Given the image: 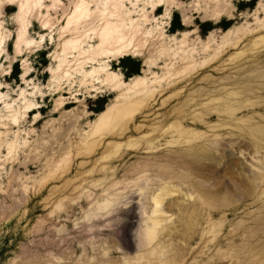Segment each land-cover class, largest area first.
I'll return each instance as SVG.
<instances>
[{
    "label": "rangeland",
    "instance_id": "rangeland-1",
    "mask_svg": "<svg viewBox=\"0 0 264 264\" xmlns=\"http://www.w3.org/2000/svg\"><path fill=\"white\" fill-rule=\"evenodd\" d=\"M21 2L0 0V264H264V0L118 3L148 42L93 77L63 52L81 0ZM106 71L149 89L120 98Z\"/></svg>",
    "mask_w": 264,
    "mask_h": 264
},
{
    "label": "bare ground",
    "instance_id": "bare-ground-1",
    "mask_svg": "<svg viewBox=\"0 0 264 264\" xmlns=\"http://www.w3.org/2000/svg\"><path fill=\"white\" fill-rule=\"evenodd\" d=\"M124 1L125 0H106V4L102 7L103 11H101V12L99 11V7H97V9H95L96 11H92V7H93L92 5H94V3H97L96 5L98 6V3H101V0H90L88 2L86 0H81V4L79 6L76 5V7L74 8L71 16L68 17L66 26L64 27V29L62 31L63 35H65L67 33L68 34L70 33L71 36H72V38L70 37L71 39H69V40H67V41H65L63 43V52H64V54L67 55V56L73 54L75 56H73V55L72 56L74 58L76 57L75 60H73V63L72 62H68V64H66V67L68 68L67 69L68 71H72L73 70V72H80V70H83L82 73L83 74L85 73L84 77H93V75L95 74L94 73L95 71L87 74L85 72V69L86 68H90L91 65H95L97 63L96 60H95V57H98V56H101V57L109 56V58H112V59L113 58H117V59L119 58L120 59V58H124V57L128 56V52H130V51L135 55V54L141 52V50H143L144 46H146L145 44L148 42V36H146V38L143 36L144 33L142 34V28H140L141 26L139 27V25H135V24L131 23V27H126L125 26L126 23H124V25L123 24L122 25H118L117 23H115V22L113 23L112 22V21H116V22L117 21H121V22L124 21V18L122 17V14L120 13V7L118 6L119 5L118 3H121V2H124ZM37 5L38 4H34L32 2V0H23V2H21V4H20V10H23V8L25 6H27V7L30 6L31 9L32 8H36ZM159 6L160 5L156 6V8H155L156 12L158 10H160ZM31 9H30L29 12L32 11ZM54 10H56V9H54ZM26 12L27 11H25V14H26ZM98 21H102V27L100 28L99 32L97 31L98 32L97 33V38L99 40V46L97 48L101 49V52H97V51L93 52L92 51V53H90L89 56H86L87 55L86 52H83L82 48H81L82 47L81 45L83 44L84 41H83V39H82V37H81V35L79 33V29L83 25H86L87 28L92 29L95 26V23L98 22ZM143 21H146V20L144 19ZM49 27H48V23L45 22V24H43V29L44 30L48 29ZM96 29H94V30H96ZM25 35H26V27L23 26L22 23H21L20 29H19V31L17 33L16 42H15V51H16V54L18 56L22 55V49L24 47L29 49L35 44L32 41L26 40L25 39ZM149 35H150V33H149ZM182 35H185V33H182ZM186 35H188V34H186ZM3 40H2L1 35H0V48H1L2 44H3ZM182 43H184V42H182ZM84 44H85V42H84ZM179 45H181V44H179ZM168 53L167 52L164 53L165 56L168 55ZM161 54H163V53H161ZM183 54H184V52H183ZM168 56H167V58H168ZM187 58L188 57H186V56L184 57L183 56L182 60L185 61V60H187ZM113 60H115V59H113ZM168 66H170V65H168ZM166 68L167 67H165V69ZM64 69H66V68H64ZM100 70L101 69H99V71ZM100 72L102 73L103 71H100ZM100 72H98V73H100ZM65 75L70 77L69 72H67V71H66ZM104 76H105L104 81H100V82L99 81H95V84L101 83L102 85L107 86L109 88V90H111L114 93L115 92H121V95H119V97L121 96L120 98L125 97V96H132L133 98L134 97L137 98L138 96H142L144 94V92L147 90L148 86H149L147 84V81L144 78L140 77V76H136L135 78H133L132 81L129 84H126L125 82H123L122 78H118V76H116L114 73H109V72L106 71ZM173 76H174V74H173ZM92 82H94V81L92 80ZM92 82L90 83V85L91 86L95 85V84H92ZM154 83H156V82H154ZM123 88H125V89L123 90ZM117 101H119V98H118ZM133 102H134L135 106H137L135 101H133ZM61 105H63V104L61 103ZM67 105L68 104L66 103L64 105V107L67 106ZM131 105H130V107H131ZM31 106H29V108ZM115 107L118 109L117 106H115ZM132 107H134V106H132ZM121 108H123V107H121ZM112 109H113V107L107 108L104 112H102L99 115V119H101V120L104 119V122H105V119L108 120V121H112V120L114 121V119H118V118H121V117L124 118V119H127V121L130 119V117H129V111L130 110L129 109H126V110L124 108L123 109H119L118 110V114H116L113 111L115 113L113 116H112ZM131 109H133V108H131ZM32 112H33V110L30 111V113H32ZM101 120H98V121L100 122ZM38 122H39V120L36 121V123H38ZM97 124L98 123L96 122V125ZM105 124H107V123H105ZM105 124H103V125H105ZM98 125H100V124H98ZM108 125H109V123H108ZM97 131L99 132V130H97ZM14 148L15 147H13L12 150H14ZM8 150H9V148H8Z\"/></svg>",
    "mask_w": 264,
    "mask_h": 264
},
{
    "label": "trees",
    "instance_id": "trees-1",
    "mask_svg": "<svg viewBox=\"0 0 264 264\" xmlns=\"http://www.w3.org/2000/svg\"><path fill=\"white\" fill-rule=\"evenodd\" d=\"M123 59H125V58H123Z\"/></svg>",
    "mask_w": 264,
    "mask_h": 264
}]
</instances>
